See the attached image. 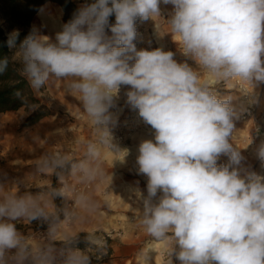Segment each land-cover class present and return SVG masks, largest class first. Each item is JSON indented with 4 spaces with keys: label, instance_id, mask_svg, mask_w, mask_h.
Returning <instances> with one entry per match:
<instances>
[{
    "label": "clouds",
    "instance_id": "1",
    "mask_svg": "<svg viewBox=\"0 0 264 264\" xmlns=\"http://www.w3.org/2000/svg\"><path fill=\"white\" fill-rule=\"evenodd\" d=\"M162 4L173 6V39L202 72L178 63L172 51L137 49V21L159 17ZM43 27L32 25L11 58L34 90L51 76L71 78L70 88L108 137L118 118L109 109L128 86L126 104L154 129L136 160L147 177L141 223L164 242L166 264L172 257L179 264H264V174L231 142L239 116L233 98L214 88L231 80L264 85V0H83L54 39ZM19 36L18 29L8 34L9 49ZM9 63L0 59V74ZM88 152L99 156L94 145ZM222 156L227 163H218ZM255 158L264 169V140ZM80 168L91 175L86 164ZM43 215L31 196L0 203V264H25L31 253L13 221ZM66 264L88 258L74 253Z\"/></svg>",
    "mask_w": 264,
    "mask_h": 264
},
{
    "label": "rangeland",
    "instance_id": "2",
    "mask_svg": "<svg viewBox=\"0 0 264 264\" xmlns=\"http://www.w3.org/2000/svg\"><path fill=\"white\" fill-rule=\"evenodd\" d=\"M45 5L48 6L46 14L36 16L31 26L46 25L41 28V33L51 34L54 39L60 20L63 21V11L53 3ZM172 14L173 6L162 4L159 17L138 20L137 49L154 50L159 47L172 51L178 63H188L200 73V66L185 55L173 39L168 23ZM71 82V78L51 76L39 90L30 86L34 96L49 112L31 128L40 130L41 144L43 148L50 149L53 156L49 159L51 170L42 173L50 178V184L44 187V178L39 181L36 178L25 189L27 197L37 201L44 215L35 220L22 217L18 219V224L13 221L23 242H30L28 249L31 255L25 264H66L67 258L74 253L86 256L88 264H166L169 257L164 242L147 234L141 223L143 199L147 196V177L138 174L136 160L139 144L153 139L154 129L143 121L138 109L126 104L128 86H121L115 106L109 109L118 118L115 124L108 125L109 135L105 137L104 126L93 124L80 96L70 88ZM214 88L219 96L233 98V106L239 116L234 121L231 142L246 157V165L264 174V169L255 158V150L264 140V85L247 84L248 92L244 93L237 89L235 80H231L218 83ZM249 107L254 111L256 122L252 118L241 119ZM34 109V106L19 109L23 121ZM48 123H56L55 130L48 132ZM258 126L260 130L256 131ZM116 136L121 139L115 141ZM89 145L95 146L98 157L89 154ZM218 163H227V157L222 156ZM81 164L87 165L91 175L80 168ZM63 185L68 191L78 194L72 193L62 200L58 189ZM70 213L73 216L68 220ZM42 226H53V237L41 243L29 241L32 231ZM79 235H83L81 241L84 244L91 246L60 252L64 244ZM152 256H156L154 261L149 259ZM172 260L173 264H179L175 257Z\"/></svg>",
    "mask_w": 264,
    "mask_h": 264
},
{
    "label": "trees",
    "instance_id": "3",
    "mask_svg": "<svg viewBox=\"0 0 264 264\" xmlns=\"http://www.w3.org/2000/svg\"><path fill=\"white\" fill-rule=\"evenodd\" d=\"M53 3L63 11V21L67 22L73 12L83 0H0V59L7 56L10 59L7 70L0 74V113L16 112L22 107L34 106L35 109L28 114L21 126L27 127L36 124L49 115L46 107L34 96L26 77L22 76L19 69L21 65L13 61L12 55L18 50L19 44L28 35L31 24L37 15L36 9L46 3ZM90 2V0H89ZM110 22H115V17H110ZM18 29L20 36L16 41V48L9 49L6 41L8 34ZM83 235L64 244L62 249H82L85 245L81 241Z\"/></svg>",
    "mask_w": 264,
    "mask_h": 264
},
{
    "label": "crops",
    "instance_id": "4",
    "mask_svg": "<svg viewBox=\"0 0 264 264\" xmlns=\"http://www.w3.org/2000/svg\"><path fill=\"white\" fill-rule=\"evenodd\" d=\"M22 121L21 110L0 113V203L26 198L28 191L25 189L36 178L38 181L44 178V187L50 184V178L42 173L51 170L49 159L53 154L47 147L43 148L40 130L31 128L33 126L22 127ZM56 125L48 123V132L55 130ZM155 257L149 259L154 261Z\"/></svg>",
    "mask_w": 264,
    "mask_h": 264
},
{
    "label": "built area",
    "instance_id": "5",
    "mask_svg": "<svg viewBox=\"0 0 264 264\" xmlns=\"http://www.w3.org/2000/svg\"><path fill=\"white\" fill-rule=\"evenodd\" d=\"M235 83H236L237 89L239 91H242L244 93L248 92L247 84L241 83V82L236 81V80H235ZM247 118H252L255 122L257 121L256 117H255V114H254V111H253V109L251 107L247 108V110L241 116L242 120H246ZM255 130L259 131L260 127L258 126ZM255 138H256V135H255ZM120 139H121V137L119 139H117V136H116L115 141L116 140H120ZM58 193H59V197L62 200L70 197V195L72 193L78 194V192H70V191H68L67 186H64V185L59 187ZM72 216H73V214H71V213H70V215L68 214L67 215V219L70 220V218ZM15 222H16V224H18V223H20V220H16ZM53 235H54V227L53 226H42V227L36 228L34 231H32V233L29 235V241H35V242L41 243V242H45V241L50 240L53 237ZM29 243L30 242H26L25 241L24 244L28 247ZM60 252L64 253L65 250L61 249Z\"/></svg>",
    "mask_w": 264,
    "mask_h": 264
},
{
    "label": "bare ground",
    "instance_id": "6",
    "mask_svg": "<svg viewBox=\"0 0 264 264\" xmlns=\"http://www.w3.org/2000/svg\"><path fill=\"white\" fill-rule=\"evenodd\" d=\"M0 22H1V21H0ZM60 22H61V23H63V21H62V20H60ZM61 23H60V25H61Z\"/></svg>",
    "mask_w": 264,
    "mask_h": 264
}]
</instances>
